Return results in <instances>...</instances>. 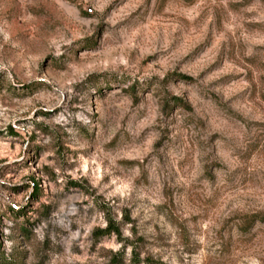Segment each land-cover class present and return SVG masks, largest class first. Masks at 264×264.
Here are the masks:
<instances>
[{
	"label": "rangeland",
	"instance_id": "374dc122",
	"mask_svg": "<svg viewBox=\"0 0 264 264\" xmlns=\"http://www.w3.org/2000/svg\"><path fill=\"white\" fill-rule=\"evenodd\" d=\"M114 257L264 264V0H0V264Z\"/></svg>",
	"mask_w": 264,
	"mask_h": 264
},
{
	"label": "trees",
	"instance_id": "16d2710c",
	"mask_svg": "<svg viewBox=\"0 0 264 264\" xmlns=\"http://www.w3.org/2000/svg\"><path fill=\"white\" fill-rule=\"evenodd\" d=\"M103 230L107 232H109L110 230H117L116 225L113 223V220L111 218L108 219V225ZM109 264H117V258L114 257V259Z\"/></svg>",
	"mask_w": 264,
	"mask_h": 264
}]
</instances>
